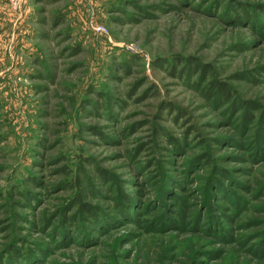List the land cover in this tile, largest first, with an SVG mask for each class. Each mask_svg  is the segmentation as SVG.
<instances>
[{
    "label": "rangeland",
    "instance_id": "obj_1",
    "mask_svg": "<svg viewBox=\"0 0 264 264\" xmlns=\"http://www.w3.org/2000/svg\"><path fill=\"white\" fill-rule=\"evenodd\" d=\"M262 117L264 0H0V264H264Z\"/></svg>",
    "mask_w": 264,
    "mask_h": 264
},
{
    "label": "trees",
    "instance_id": "obj_2",
    "mask_svg": "<svg viewBox=\"0 0 264 264\" xmlns=\"http://www.w3.org/2000/svg\"><path fill=\"white\" fill-rule=\"evenodd\" d=\"M210 87H212L210 90L211 91H209V95L207 96V99L209 100V98L210 97H215L213 94V89L216 91V93H215V95H218V97L220 98V100L222 99V96L223 97H225V99H224V102L225 101H228V98L230 97V94H231V92H230V90L224 85H222V84H218V83H214V82H212L211 84H210ZM260 121L262 122V123H264V117H262L261 119H260ZM206 165L209 163V160L208 159H206ZM77 198L75 199V201H74V203L75 204H77V206H79V209H80V211L81 210H83L84 209V207H86V206H84V205H80V204H78V202H77ZM181 217H182V214L180 215ZM69 221H67V222H70V223H72L73 222V220H74V217H69V218H67Z\"/></svg>",
    "mask_w": 264,
    "mask_h": 264
}]
</instances>
